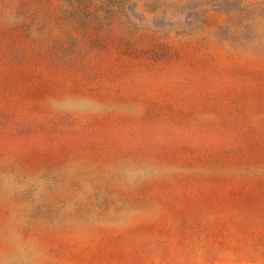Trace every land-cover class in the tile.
Listing matches in <instances>:
<instances>
[{
  "label": "rangeland",
  "instance_id": "rangeland-1",
  "mask_svg": "<svg viewBox=\"0 0 264 264\" xmlns=\"http://www.w3.org/2000/svg\"><path fill=\"white\" fill-rule=\"evenodd\" d=\"M0 264H264V0H0Z\"/></svg>",
  "mask_w": 264,
  "mask_h": 264
},
{
  "label": "bare ground",
  "instance_id": "bare-ground-1",
  "mask_svg": "<svg viewBox=\"0 0 264 264\" xmlns=\"http://www.w3.org/2000/svg\"><path fill=\"white\" fill-rule=\"evenodd\" d=\"M66 166H68V165H65V167ZM70 166V165H69ZM129 168V167H128ZM65 170H68V169H65ZM121 175H123V174H127V172H119ZM132 173L130 172V173H128L125 177H129L130 175H131ZM64 175H65V179H72V178H74V175H72V174H69V173H67L66 171H64ZM8 181V180H7ZM7 184V183H6ZM6 184L5 183H2V188H3V190L7 187L6 186Z\"/></svg>",
  "mask_w": 264,
  "mask_h": 264
}]
</instances>
